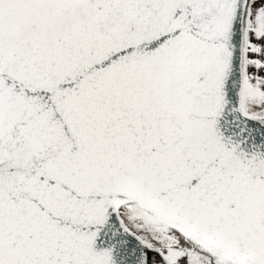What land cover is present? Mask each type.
<instances>
[{"label": "snow or ice", "instance_id": "6c2138e0", "mask_svg": "<svg viewBox=\"0 0 264 264\" xmlns=\"http://www.w3.org/2000/svg\"><path fill=\"white\" fill-rule=\"evenodd\" d=\"M0 264H264V0H0Z\"/></svg>", "mask_w": 264, "mask_h": 264}]
</instances>
